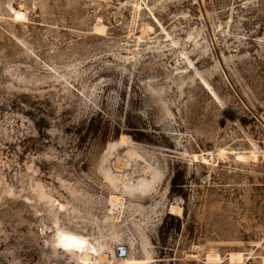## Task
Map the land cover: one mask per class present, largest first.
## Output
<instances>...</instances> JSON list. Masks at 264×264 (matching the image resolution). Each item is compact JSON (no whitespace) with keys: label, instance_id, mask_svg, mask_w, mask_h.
Listing matches in <instances>:
<instances>
[{"label":"rangeland","instance_id":"374dc122","mask_svg":"<svg viewBox=\"0 0 264 264\" xmlns=\"http://www.w3.org/2000/svg\"><path fill=\"white\" fill-rule=\"evenodd\" d=\"M58 229L264 264V0H0V264H80Z\"/></svg>","mask_w":264,"mask_h":264},{"label":"bare ground","instance_id":"6f19581e","mask_svg":"<svg viewBox=\"0 0 264 264\" xmlns=\"http://www.w3.org/2000/svg\"><path fill=\"white\" fill-rule=\"evenodd\" d=\"M93 29L99 34L104 33L105 31L104 25L101 24L100 19L97 20ZM139 38H143V36H140ZM108 202L111 204V206H114V203L120 205V209L118 210V213L122 212L121 199L119 195H115V194L110 195ZM167 210L168 213L175 214L180 212V207L173 204L170 205V207ZM55 237H56V243H59V245H61L63 248H67V249L72 248V250L76 252V256L77 259H79V261H77L76 259L75 261L79 262L80 264H108L110 262V260L107 259L106 257V251H103L102 247L95 248L94 245L91 244L84 246V243H86V237H84L79 233L58 229L55 234ZM69 237H73L75 239H68ZM116 238L118 239V241L119 239L123 241V239L120 238L119 235H116ZM121 243L122 242H117V244L119 245H122ZM130 243H132V241H130ZM65 245H70V246L66 247ZM110 253H112V259L115 260L117 264H148L149 261V258L137 257L132 251L124 253L123 257L118 256V258L116 257L117 253H115L113 249H110ZM190 256L194 257L195 255L190 254ZM239 257H240L239 253L230 254L231 261L238 259ZM206 259L208 262L209 261L216 262L220 260V257L218 256V254L210 252L207 254Z\"/></svg>","mask_w":264,"mask_h":264},{"label":"snow or ice","instance_id":"6c2138e0","mask_svg":"<svg viewBox=\"0 0 264 264\" xmlns=\"http://www.w3.org/2000/svg\"><path fill=\"white\" fill-rule=\"evenodd\" d=\"M18 18H23V17H18ZM68 239H75V238H73V237H69ZM66 247H68V246H70V245H65Z\"/></svg>","mask_w":264,"mask_h":264}]
</instances>
